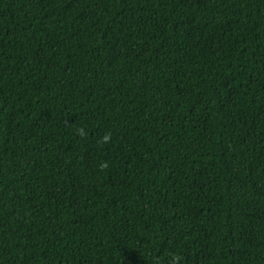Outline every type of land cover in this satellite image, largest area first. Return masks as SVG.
<instances>
[{
	"label": "trees",
	"instance_id": "16d2710c",
	"mask_svg": "<svg viewBox=\"0 0 264 264\" xmlns=\"http://www.w3.org/2000/svg\"><path fill=\"white\" fill-rule=\"evenodd\" d=\"M0 264H264V0H0Z\"/></svg>",
	"mask_w": 264,
	"mask_h": 264
},
{
	"label": "clouds",
	"instance_id": "9594fccd",
	"mask_svg": "<svg viewBox=\"0 0 264 264\" xmlns=\"http://www.w3.org/2000/svg\"><path fill=\"white\" fill-rule=\"evenodd\" d=\"M104 139L107 140V139H109V137L106 135V136L104 137ZM104 166H106V165H104Z\"/></svg>",
	"mask_w": 264,
	"mask_h": 264
}]
</instances>
